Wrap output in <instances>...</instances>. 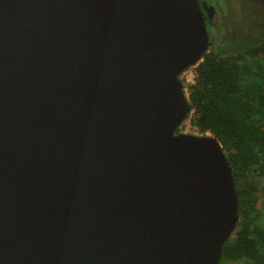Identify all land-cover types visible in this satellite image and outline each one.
Listing matches in <instances>:
<instances>
[{
    "label": "water",
    "instance_id": "obj_1",
    "mask_svg": "<svg viewBox=\"0 0 264 264\" xmlns=\"http://www.w3.org/2000/svg\"><path fill=\"white\" fill-rule=\"evenodd\" d=\"M198 0H0V264H220L240 221L213 136L177 134Z\"/></svg>",
    "mask_w": 264,
    "mask_h": 264
},
{
    "label": "trees",
    "instance_id": "obj_2",
    "mask_svg": "<svg viewBox=\"0 0 264 264\" xmlns=\"http://www.w3.org/2000/svg\"><path fill=\"white\" fill-rule=\"evenodd\" d=\"M234 36L208 49L185 94L194 127L221 143L235 178L240 221L220 264H264V32Z\"/></svg>",
    "mask_w": 264,
    "mask_h": 264
},
{
    "label": "flooded vegetation",
    "instance_id": "obj_3",
    "mask_svg": "<svg viewBox=\"0 0 264 264\" xmlns=\"http://www.w3.org/2000/svg\"><path fill=\"white\" fill-rule=\"evenodd\" d=\"M206 21L210 45L227 43L226 37L255 29L264 32V0H198Z\"/></svg>",
    "mask_w": 264,
    "mask_h": 264
},
{
    "label": "rangeland",
    "instance_id": "obj_4",
    "mask_svg": "<svg viewBox=\"0 0 264 264\" xmlns=\"http://www.w3.org/2000/svg\"><path fill=\"white\" fill-rule=\"evenodd\" d=\"M210 39V37H209ZM210 42V40H209ZM210 44V43H209ZM196 67H191L185 73H183L180 77L181 82L184 84L185 92L187 93V88L194 83V79L196 77ZM194 115L193 112L189 114V117L182 124V126L178 129L177 134H188L194 136H202L201 133H198L197 129L193 125ZM200 135H198V134ZM212 136L210 133H206L204 136ZM258 209L262 211L261 222L264 224V196L260 193L258 203Z\"/></svg>",
    "mask_w": 264,
    "mask_h": 264
},
{
    "label": "built area",
    "instance_id": "obj_5",
    "mask_svg": "<svg viewBox=\"0 0 264 264\" xmlns=\"http://www.w3.org/2000/svg\"><path fill=\"white\" fill-rule=\"evenodd\" d=\"M197 131H198V130H197ZM198 133H199V131H198ZM198 133H197V134H198ZM198 135H200V134H198ZM202 136H203V135H202Z\"/></svg>",
    "mask_w": 264,
    "mask_h": 264
}]
</instances>
